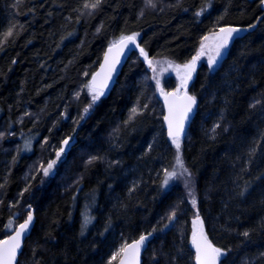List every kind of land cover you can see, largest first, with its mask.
I'll use <instances>...</instances> for the list:
<instances>
[{
    "label": "trees",
    "instance_id": "obj_1",
    "mask_svg": "<svg viewBox=\"0 0 264 264\" xmlns=\"http://www.w3.org/2000/svg\"><path fill=\"white\" fill-rule=\"evenodd\" d=\"M83 2L0 0V30L13 27L0 46V239L30 206L35 225L18 264H115L124 244L152 228L142 264H195V210L176 179L162 186L175 148L147 62L133 54L87 114L85 85L121 35L139 33L150 59L184 64L204 36L234 27L247 31L214 69L202 63L189 87L199 106L182 157L204 232L226 253L221 264H264V5L210 0L197 16L205 0H156V9L144 0H103L95 10ZM137 101L143 114L126 123ZM72 136L54 175L44 176L41 166Z\"/></svg>",
    "mask_w": 264,
    "mask_h": 264
},
{
    "label": "snow or ice",
    "instance_id": "obj_2",
    "mask_svg": "<svg viewBox=\"0 0 264 264\" xmlns=\"http://www.w3.org/2000/svg\"><path fill=\"white\" fill-rule=\"evenodd\" d=\"M21 0H17V3H20ZM103 0H84L83 2V9L88 10H95L99 8ZM144 3L147 7L156 9L157 4L156 0H144ZM260 3L264 5V0H260ZM210 7V0H205V5L201 8L200 11L196 13L197 16L203 14L207 8ZM80 12V9L76 10ZM82 15L84 13H81ZM90 15L91 12H88ZM144 13L143 11L140 13L142 16ZM222 19V17H221ZM19 28V26H14ZM101 27H103L101 25ZM251 27H255L253 24ZM99 31V28L97 29ZM241 30L239 28L234 27H220L218 31L214 32L211 36H204L201 40V47L197 54L193 56L190 61L184 63L183 65H176L171 61H165L169 65V67H174L177 70V73L183 72L181 76V87L185 88V93L181 99L180 104H176L174 102H169V115L166 116L164 119L168 122V135L171 138L172 144L175 145L176 154L174 158V166L169 169H164V179L162 181V186H167L169 180L176 179L179 177H190L191 172L185 166L184 160L181 153V134L183 132L184 121L188 118V113L191 112L192 107L196 103V99L194 96L187 95L186 92V83L188 80L191 79L192 72L195 71L197 61L204 55L205 49L209 47V45L205 44V41H212L211 47L214 48V55L208 58V64L211 67L217 63V59L221 57L222 49L227 48L229 41L233 38V33H239ZM139 33H133L130 35H121L118 40L113 41L112 44L108 47L107 52L104 55V64L101 65L100 72H96L92 78L91 82L86 84L85 87L89 89V93L91 95V102L88 104L87 107L84 108V113L87 114L89 109L93 106V104L99 99L101 95H103V89L107 87L108 80L111 79V73L114 71L115 64L119 62L118 57L121 54L123 48L127 47L129 43L135 45L137 48L140 49V54L143 56L144 60L147 62L148 66L152 68L155 72L156 68L154 65L159 64L160 61H154V59H150L148 53L145 52L144 48H141L139 44L136 43V38ZM13 36V27H9L7 31L0 30V46L3 43H6L10 37ZM114 50L116 51V55L112 57L110 62V54L113 53ZM14 62V61H13ZM101 73H104V78L97 83V77L101 76ZM87 75V73H85ZM157 86H159V81H157ZM163 93V90L161 89ZM179 92V89H177ZM168 102L169 96H174V93H163ZM79 95V94H77ZM255 106V105H253ZM143 114V109L139 107V101H137V107H133L129 114V120L126 123L131 122L135 116ZM83 119V116L80 117ZM219 127V124L215 125L212 129L215 132L216 128ZM64 145L68 144V139L63 140L62 142ZM25 150H30L29 144H25ZM150 150V149H149ZM64 151L63 147H61L56 152V159L51 160L47 163L46 167L41 166L43 170V175L48 176L51 169H53L56 161L60 158L61 153ZM97 159L93 157L88 163H92L93 160ZM185 187H189L188 182L186 181ZM28 189L25 188L24 191ZM134 190V189H133ZM247 188L245 187V191ZM243 194V193H241ZM23 195V193H21ZM188 197L191 198V203L195 207L197 204V200L195 194L192 190H189L187 193ZM177 215V209L173 208L167 215L166 219L168 223L164 224V227L167 228L169 224H171ZM34 219L33 212L29 210L26 213V218L23 220L22 223L18 225L15 229L14 234H10L7 239H0V264H14L17 253L21 247L23 238L25 234L28 232L30 225L32 224ZM91 217H85L82 228L86 227L89 223H91ZM13 221H9V231L12 232V225ZM199 225V228H197ZM157 231L156 228H152L147 234H142L139 236L137 240L132 242L131 244H124L118 251L112 256V260H115L118 255L121 253H125L128 257L127 264H139V253L141 248L144 246L145 241H147L155 232ZM245 237L249 235L247 231L243 233ZM191 244L195 248V255L197 264H217V261L221 255H225L226 253L223 252L222 249L213 246V244L208 240L207 235L203 229V220L199 216V212L196 213V218L193 221V231L191 237ZM111 264V261H109ZM120 264H126L125 260H121Z\"/></svg>",
    "mask_w": 264,
    "mask_h": 264
},
{
    "label": "rangeland",
    "instance_id": "obj_3",
    "mask_svg": "<svg viewBox=\"0 0 264 264\" xmlns=\"http://www.w3.org/2000/svg\"><path fill=\"white\" fill-rule=\"evenodd\" d=\"M159 6H161V5L160 4H157V7H159ZM211 35L212 34H210L208 36H211ZM140 38H141L140 35H138L137 36V39H140ZM205 44L206 45H209V47L205 49L204 55L201 56V58L197 61L195 71L192 72L191 79L188 80L187 83H186V91L189 90L190 85L193 83V81L195 79V76L197 74V71H198L200 65L202 63H206L209 66V64H208V58L210 56H213L214 55V51L215 50H214L213 47H211L212 41L211 40L205 41ZM200 47H201V44H200ZM200 47H199V49H200ZM199 49H198V51H199ZM227 50H228V48H225V49H222L221 50V52H222L221 57L217 59V63L215 65H212L211 67L209 66L211 69H214L217 66V64L220 62V60L222 59V57H224V55L226 54ZM154 61H160L159 64L154 65L155 68H156V71L155 72L148 65H147V67L151 71V74H152L151 75V80L154 82V84L156 86V90H157L158 96L161 99H163L165 97L163 93H169V90L166 87V84L165 83L167 81H169L170 79H173L174 84H175L174 88L170 92H175V93H177L179 95L183 94L185 92V88H182L181 87V76L183 75V72H180L178 74L177 73V70L174 67H169V65L167 63H165V61H171V62H173L176 65H183V64L177 63V62H175L174 60H172L170 58H159V59H154ZM157 81H159V86H157ZM161 89L163 90V93L161 92ZM177 89H179V92H177ZM105 94H106V92H103V95H101L98 100H100L102 97H104ZM74 141H75V137L72 136V137L68 138V144L67 145H64L62 143V147H63L64 151L61 153L60 158L56 161L53 169L50 170L49 175L47 177H51V176L54 175V173L56 172L59 164L65 158L67 152L70 150V148H71L72 144L74 143ZM183 144H184V139H181V153L183 151ZM173 146L175 148V145H173ZM175 154H176V148H175ZM186 181L188 182L189 187H185ZM176 182L180 186L182 185V187L184 188V190H185L186 193H188L189 190H192L194 192L195 182H194V179H193L192 175L190 177H179V178H176ZM189 200L191 202V198L190 197H189ZM193 208L195 210V214H194V217H193V221H194L195 218H196V213H197V205L195 207L193 206ZM13 227H14V224L11 225V228H13ZM16 228H17V226L14 227L13 230L15 231ZM197 228H199V225H197ZM192 229H193V222H192ZM203 229H204V224H203ZM8 230H9V228H8ZM204 231H205V229H204ZM224 256L225 255H221L220 257L223 258Z\"/></svg>",
    "mask_w": 264,
    "mask_h": 264
},
{
    "label": "water",
    "instance_id": "obj_4",
    "mask_svg": "<svg viewBox=\"0 0 264 264\" xmlns=\"http://www.w3.org/2000/svg\"><path fill=\"white\" fill-rule=\"evenodd\" d=\"M246 31H247V29H241V31H240L239 33L244 34V33H246ZM239 33H233V38H234L236 35H238ZM233 38H232V39H233ZM232 39H231V40H232ZM231 40H230V41H231ZM230 41H229V42H230ZM136 43L139 44L141 48H143L142 45H141V40H140V39H137V38H136ZM107 50H108V48L106 49L105 53L107 52ZM116 51H117V50H114L113 53L110 54V57H109L110 62H111L112 57L116 55ZM105 53H104V55H105ZM135 53H139V54H140V49L137 48L135 45H133V44H131V43H129L127 47L123 48L121 54H120L119 57H118L119 62L115 64L114 71L111 73V79L108 80V82H107V87L103 89V92L110 93V92L113 91V89H114V87L116 86L117 81H118V79H119V77H120V75H121V73H122V71H123L125 65L128 63L130 57H131L133 54H135ZM104 55H103V58H102V60H101V62H100V64H99V67L97 68V70L95 71V73H96V72H100V70H101V65L104 64ZM147 65H148V64H147ZM95 73H94V74H95ZM94 74H93V75H94ZM104 75H105L104 73H101V76H100V77H97V83H98V84H99V82L104 78ZM91 78H92V77H91ZM90 82H91V80H90ZM186 92H187V95L193 96V95H191L188 91H186ZM170 93H174L175 95H174V96H169V97H168V102H166L165 97L162 99V104H163V109H164V118H165L166 116L169 115V107H168V103H169V102H174V103H176V104H180V103L182 102L181 99H180V97H182V96L184 95L185 92H184L183 94H181V95H179V94H177V93H175V92H170ZM195 99H196V98H195ZM198 106H199V103H198V101H197V99H196V103H195V105L192 107L191 112L188 113V118L184 121V127H183V132H182V134H181V138H184V137L187 135V132L189 131V128H190V126L192 125L193 120L195 119V116H196V114H197ZM163 125H164V129H165L166 132H167V136L169 137V135H168V122H167L165 119L163 120ZM169 138H170V137H169ZM32 212H33V216H34V211H32ZM34 225H35V216H34V219H33L32 224H31L30 227H29L28 232L25 234V236H24V238H23V241H22L21 247H20V249H19V251H18V253H17V256H16V259H15L14 264H18V261H19V258H20V256H21L22 252H23V249H24L25 243H26V241L28 240V238H29V237L31 236V234H32V231H33ZM11 234H14V232H12ZM207 237H208V236H207ZM7 238H8V237H7ZM7 238H6V239H7ZM153 239H154V235H152L147 241H145L144 246L141 248L140 253H139V264H142V263H143V256H144L145 252L147 251V249H148V247H149L151 241H153ZM208 240L212 243V241L209 239V237H208ZM130 244H131V243H130ZM212 244H213V243H212ZM213 246H215V245L213 244ZM191 248H192V251L194 252V255H195V248L193 247L192 244H191ZM121 260H125V262H126V264H127L128 257L126 256L125 253H122V254H121L119 260H118L115 264H120ZM195 264H197V261H196V255H195ZM217 264H221V257H219V259H218V261H217Z\"/></svg>",
    "mask_w": 264,
    "mask_h": 264
},
{
    "label": "bare ground",
    "instance_id": "obj_5",
    "mask_svg": "<svg viewBox=\"0 0 264 264\" xmlns=\"http://www.w3.org/2000/svg\"><path fill=\"white\" fill-rule=\"evenodd\" d=\"M169 93H170V92H169ZM166 133H167V132H166ZM187 133H188V132H187ZM185 137H186V136H185ZM185 137H184V138H185ZM184 138H181V139H184ZM153 235H154V234H153ZM154 237H155V235H154ZM133 242H134V241H133ZM131 243H132V242H131ZM129 244H130V243H129ZM121 254H122V253H121Z\"/></svg>",
    "mask_w": 264,
    "mask_h": 264
}]
</instances>
